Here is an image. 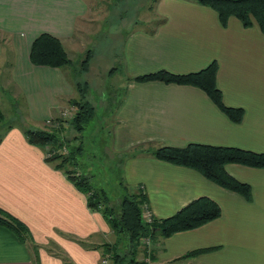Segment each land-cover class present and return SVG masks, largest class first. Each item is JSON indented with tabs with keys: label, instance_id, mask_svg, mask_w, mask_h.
I'll use <instances>...</instances> for the list:
<instances>
[{
	"label": "crops",
	"instance_id": "0c3cea01",
	"mask_svg": "<svg viewBox=\"0 0 264 264\" xmlns=\"http://www.w3.org/2000/svg\"><path fill=\"white\" fill-rule=\"evenodd\" d=\"M90 11L86 0H0V69L9 65L31 123L50 120L62 101L75 96L64 69L31 63L32 42L48 33L65 45ZM151 13L153 27L130 28L121 48L127 86L112 122L118 145L113 148H132L125 187L143 192L155 218L169 217L200 197L215 201L221 215L196 229L151 240L155 259L149 264L176 259L264 264V168L226 165L229 175L250 186L246 199L195 170L134 151L151 144L199 143L264 153V35L256 23L246 28L234 17L223 26L214 10L192 0H157ZM213 61L218 63L217 85L224 103L244 111L240 123L232 122L197 87L130 80L161 69L198 72ZM2 101L0 93V110ZM19 130L9 131L0 142V208L26 224L30 237L21 240L0 225V264H64L55 247L44 244L51 237L72 264H101L105 243L117 238L108 220L90 209L88 197L46 164L43 151ZM191 251L199 253L180 259ZM145 258L140 251L138 259Z\"/></svg>",
	"mask_w": 264,
	"mask_h": 264
},
{
	"label": "trees",
	"instance_id": "16d2710c",
	"mask_svg": "<svg viewBox=\"0 0 264 264\" xmlns=\"http://www.w3.org/2000/svg\"><path fill=\"white\" fill-rule=\"evenodd\" d=\"M200 5L214 10L219 17L220 23L226 26L231 17L238 19L246 28L255 23L259 26L264 35V0H192ZM92 58V51H88L82 61L83 71L88 70ZM30 61L36 66H48L63 69L72 65L66 54L62 41L51 34H39L31 44ZM217 61L211 62L206 68L192 73L178 74L161 69L143 75H138L133 81L144 83L159 81L166 84L190 85L203 90L211 101L232 121L240 123L244 117L241 108L231 107L224 103L223 95L217 85ZM80 84H77L78 90ZM82 88V87H81ZM77 112L72 118V124L81 132L90 120V110L85 104L73 101ZM4 120V113L0 110V124ZM62 120L57 118L54 128L46 130L41 127L30 126L24 129L29 142L41 146L51 147L48 161L55 163V167L64 170L68 177L74 182L78 189L84 191L87 196L88 206L91 209L100 211L108 220L111 228L118 233V238L123 244L113 247L105 245V254L111 256L112 264H148L145 259H138V254L147 246L143 244L144 238L153 240L156 237L167 238L176 233L189 231L201 227L221 215L220 206L208 197H200L192 200L173 215L166 218H154L152 223L147 224L142 219V208L146 198L141 190L138 192L126 193L118 207H111L103 192L94 191L89 179L85 175H77L75 168L78 166V149L68 148L69 142L60 135L62 128L57 130ZM3 135H0V142ZM71 143V142H70ZM69 153H63L64 148ZM139 146V151L147 152L154 158L169 162L171 164L186 167L197 171L209 181L232 191L241 194L249 199L251 189L248 184L241 183L226 171L227 164H241L250 167L264 168V153H257L237 147H226L190 143L185 147H174L166 145ZM0 225L12 230L18 238L26 240L30 233L26 224L4 209L0 208ZM144 250L146 257L154 261L155 256L152 249ZM56 250V251H55ZM57 255L62 258L64 264H72L67 256L54 248ZM199 251H191L180 259L191 258ZM104 254V255H105ZM39 264V263H38Z\"/></svg>",
	"mask_w": 264,
	"mask_h": 264
},
{
	"label": "rangeland",
	"instance_id": "374dc122",
	"mask_svg": "<svg viewBox=\"0 0 264 264\" xmlns=\"http://www.w3.org/2000/svg\"><path fill=\"white\" fill-rule=\"evenodd\" d=\"M86 2L91 11L85 20L82 19L77 23L74 39L66 42L65 45L62 42L72 63L63 69L66 79L75 89L74 98L62 101L59 111L50 120L38 124L31 123L32 121L26 114L24 101L19 96L17 86L9 75L10 67L9 65L3 66L4 68L0 69V93L3 97L1 108L4 120L0 124V135H3L4 138L11 130L20 129L19 131H22L26 127L35 125L49 131L54 128L57 118H61L60 126L56 127H58L57 130L62 128L63 132L60 135L69 142L68 148H80L77 150L78 166L75 168L77 175H85L93 190L103 192L110 206L116 208L123 196L132 192L131 189H126V181H124L126 161L131 157L132 148L126 151L113 148V146L117 148L118 145L114 143L115 125L112 119L126 94L127 86L126 71L120 60L122 42L130 28L153 27L154 23L149 22V19L157 0H86ZM90 50L92 58L88 70L85 72L82 69V61ZM77 84H80L79 90ZM74 100L85 104L91 113L89 122L81 132L74 127L71 121L77 112V107L73 104ZM29 143L43 151L46 164L52 165L54 169L64 173L73 182L64 170L56 168L55 163L47 160L51 147H41ZM68 148H64L62 152L69 153ZM147 148L149 146L144 149L147 150ZM82 192L87 196L84 191ZM93 211L98 210L94 209ZM113 231L117 236L116 242L109 245L113 247L117 243L121 249L123 244L118 238V233ZM64 236L71 240L75 238L71 234ZM47 240L44 244L59 249L69 257L55 238L51 237ZM105 245L107 244L105 243ZM149 248H151V244ZM142 249L141 251H144L148 248ZM102 259H107L109 264L113 263L108 252ZM146 261L148 264L151 262L149 259ZM171 263L194 264L188 259L184 262L176 259Z\"/></svg>",
	"mask_w": 264,
	"mask_h": 264
},
{
	"label": "built area",
	"instance_id": "2783aa9c",
	"mask_svg": "<svg viewBox=\"0 0 264 264\" xmlns=\"http://www.w3.org/2000/svg\"><path fill=\"white\" fill-rule=\"evenodd\" d=\"M155 216L154 214L151 212V210L148 208L147 204H144L143 208H142V219L143 222L150 224L152 223V221L154 220ZM143 244L147 247L150 246L151 244V239L150 238H144L143 239ZM101 264H109L107 259H102L101 260Z\"/></svg>",
	"mask_w": 264,
	"mask_h": 264
}]
</instances>
